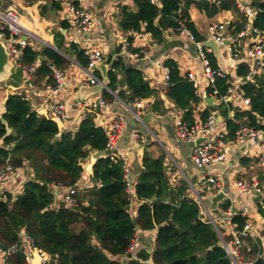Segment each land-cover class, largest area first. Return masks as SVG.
<instances>
[{
	"label": "trees",
	"instance_id": "trees-1",
	"mask_svg": "<svg viewBox=\"0 0 264 264\" xmlns=\"http://www.w3.org/2000/svg\"><path fill=\"white\" fill-rule=\"evenodd\" d=\"M29 4L38 0H27ZM39 4V14L45 16L61 9L62 0H43ZM133 8L119 5L115 14L118 28L129 33L127 40L133 41V32H146L153 40L162 44L166 41L165 31L171 29L177 33L179 23H183L194 35L196 41L203 42L188 8L196 6L207 17L220 10H231L234 21L228 24L231 34L240 31L247 22V16L239 10L235 0H132ZM76 4V1H74ZM256 7L253 25L264 30V0H251ZM63 28L67 25L61 22ZM56 49L42 45L40 50L32 46L21 49L20 66L29 71L36 84L47 77V83L53 81L49 65L65 68L69 61L66 55L75 54L76 61L87 65V57L82 49L71 43L63 50V35L52 31ZM138 51V49H132ZM205 56L212 67H219L214 55L204 48ZM142 54V53H141ZM40 56L46 59H39ZM39 60V64L36 65ZM108 88L125 102L146 99L155 96L152 110L164 114L169 107L180 113L181 120L193 124L197 118L205 120L215 109L199 108L202 97L186 76L180 74L178 63L166 58L163 65L168 69V81L164 89L167 100L158 98V93L144 78L139 68L125 65L120 58L107 60ZM247 66L236 65V74L245 76ZM126 77H118V72ZM231 77H217L215 87L217 96L226 93ZM125 89L120 88L123 84ZM244 96L249 98V108L240 109L227 102L218 105L227 129L226 140L232 141L241 125H249L264 131V72L241 86ZM207 88V95L212 93ZM102 97L111 102L114 95L103 90ZM232 111V117L229 115ZM196 114L198 116H196ZM11 129L0 119V167L6 164L18 169L25 164L31 169L32 176L23 184L22 191L13 196L0 191V247L16 245L14 253L5 257L8 264H27V256L22 246V237H26L37 250L51 254L47 264H232L222 246L215 227L200 217L199 203L190 195V186L181 178L177 185L171 186L164 166L165 154L150 157L147 153L141 158L144 171H138L134 184L136 198L141 202L135 216L126 208L130 205L126 191L124 161L115 153L95 159L92 166V185L82 188L78 182L82 176L83 161L90 153L106 149L107 134L102 126L95 123L94 114L87 112L74 130L62 131L58 123L49 116L38 113L24 93L7 95L4 110L0 115ZM57 137L56 139H54ZM248 158L240 159L247 167ZM148 170H155V176ZM192 182V180H191ZM193 183V182H192ZM74 185L78 188L74 195L76 203L69 207L62 201H56L52 185ZM199 195H206L202 189ZM156 199L152 200V196ZM229 201L220 203L225 209ZM171 216V224L168 218ZM248 217L237 211L232 220L236 228L241 229ZM254 222L262 224L261 235L264 239V199L256 203ZM152 231L156 229L154 245L151 251L141 247L135 256L128 247L136 230ZM24 231V236L20 232ZM222 232V229L220 228ZM226 242L233 236L224 235ZM245 245L240 248L242 262L264 264L262 240L260 237L243 236ZM128 260L122 262L120 256Z\"/></svg>",
	"mask_w": 264,
	"mask_h": 264
},
{
	"label": "crops",
	"instance_id": "crops-1",
	"mask_svg": "<svg viewBox=\"0 0 264 264\" xmlns=\"http://www.w3.org/2000/svg\"><path fill=\"white\" fill-rule=\"evenodd\" d=\"M66 1L67 0H62L61 3H65ZM70 1H76V3L83 4L92 12L94 24L89 32H75L67 21L61 19L60 10L57 12L48 11L45 16H41L39 14V4L44 3L43 0H38L32 4H29L27 0H0V8L4 9L6 7H10L16 11L19 15V22L33 34L35 39L32 43L35 49L40 50L42 45H49L54 47L53 49H56L52 31L58 30L63 35V50L68 49L71 43L76 44L77 47L82 49L84 52L88 49L97 48L102 51L106 59L109 57L112 60L120 58L121 62L125 65L139 68L142 71L144 78L149 82L150 86L157 91L158 98L162 99L164 102L167 100L164 93L166 82L163 76V61L166 58H172L178 63L181 75H185L188 70L196 71V74L201 72V60L198 57L192 43L187 41L185 37H167L166 40L180 39L186 42L188 47H172L165 49L162 46L164 42L162 44L156 43L149 33L143 31L138 33L133 32V41L130 43V47L132 49H138V51H143L142 59L136 61L118 51L120 42H123L124 40L126 41L130 32L125 33L118 28L115 14L118 11L119 5H128L133 8L132 0ZM241 1L250 2V0ZM188 13L198 33L204 37L205 40L209 39L208 25L210 23L222 21L229 24L235 19L231 10H220L214 16L207 17L204 12L200 11L193 4L189 6ZM62 21H65L67 25L65 28L61 25ZM246 40L247 38L242 40V42ZM220 47L224 56L226 58H230L226 52V48L223 46ZM206 50L209 51L207 48ZM61 54H63L69 61L68 65L65 67L67 68L68 73L63 89L53 95L45 87L47 84V77L42 80H38L35 84L25 69L21 66L15 65L14 71L0 81V115L4 110V101L7 95L22 92L29 99L32 107L42 115H52L49 109L51 103L56 101L64 103L66 108V119L61 122L57 121L59 128L62 131L76 129L84 115L89 112L90 101L96 98L99 94L101 95L102 91L90 95L84 101H78L76 103L75 99L79 96L78 89L80 86L89 85L86 83L87 76L85 75V66L80 65L76 61L75 54L66 55L62 52ZM40 58L41 56L39 59ZM43 59L46 58L44 57ZM38 64L39 60L36 65ZM107 65L108 69H110L111 65L109 62ZM218 65L225 73L230 75L232 80L237 81L238 76L236 74V64L233 61L229 66L219 63ZM94 72L97 76H99L98 70ZM118 77L121 79V71L118 72ZM121 85L122 86L120 88L125 89L126 86L124 83ZM203 93L204 90L200 94L202 101H204ZM154 99L155 96H150L144 99L142 101L143 107L139 109L143 118L146 116L149 117V121L146 124L137 122L129 109L124 107L122 104L115 102V95L114 100L109 102V107L98 113V115L94 118L95 123L99 126L107 127L110 125L114 117L122 115L124 129L116 140V147L118 150L117 154L121 156L129 165L130 174L133 176L134 180L137 179L139 168H143L141 158L144 153H147L150 157H157L162 154L161 151L164 149L167 154L170 153L171 155V159H167L166 157L164 161L166 175L168 176L171 186L177 185L181 178L184 179L185 175L190 181L192 180L193 183H191L194 186V189L197 192H200L202 190L203 176L210 172H202L201 170L196 169L191 158L193 145L182 142L176 138L174 123L176 121V115L180 116V113L170 107L164 114L153 111L152 104ZM199 105L200 109L205 108V103L202 102ZM215 112L220 115L218 105L212 113L214 114ZM228 113L230 117H232V111H229ZM150 114L153 115L152 117L161 119L162 121L153 119L149 116ZM196 116L198 115L196 114ZM221 119V125H225L222 116ZM152 129L159 136H156L155 134H152L151 136L150 134L152 133ZM179 143L181 144L179 145ZM159 144L163 147V149ZM242 146L235 143H229L227 145L228 154L230 155L229 161L233 162L232 167L227 172L228 184H230L233 188L234 181L244 178L250 181H256L261 186H264V165H262L259 161V153H257L258 146L255 144H247V147L240 150ZM92 153H90V155L83 161L84 170L78 182V185L82 188L92 185V166L95 161V159L91 157ZM242 157H247L249 159L247 167L241 165L240 159ZM135 158L138 159V168H135L133 165ZM31 172L32 171L27 164L18 168L14 173L6 177L0 185V191H7L13 196L19 194L23 189L24 182L32 176ZM54 190L56 192L55 200L61 201L60 195L57 193L59 189L54 187ZM208 196L209 195L206 194L204 197L206 198ZM240 201L249 206L250 210L248 217L253 221V218L256 215V204L252 203L245 195L240 198ZM140 203L141 202L138 199H135L132 205H130L129 212L132 216L136 215L137 208ZM253 223L258 229H262L261 223L254 221ZM155 232L156 229L152 231L136 230L135 235L138 238L143 237V244L145 245V249L148 251H151L154 245ZM22 238L23 250L27 256V264H41L37 250L31 246L25 236ZM147 240L152 242V246L147 245ZM261 240L264 256V239ZM120 259L122 262L126 263L128 257L126 255H122L120 256ZM147 262L152 264L151 260H148ZM0 264H5V258L2 255H0Z\"/></svg>",
	"mask_w": 264,
	"mask_h": 264
},
{
	"label": "built area",
	"instance_id": "built-area-1",
	"mask_svg": "<svg viewBox=\"0 0 264 264\" xmlns=\"http://www.w3.org/2000/svg\"><path fill=\"white\" fill-rule=\"evenodd\" d=\"M12 1V0H11ZM152 3H159V0H150ZM239 10L245 13L247 16V22L243 28L236 34H231L228 29V24L225 22H212L208 25V36L217 42L220 46L226 48V52L232 61L237 65L239 63H244L247 66V72L245 76H238L237 81L231 80L228 83L226 93L218 97V90L215 87V80L217 77H224L225 73L220 67L214 68L210 65L209 60L205 56L204 48L200 47L201 42L196 41L194 35L183 23H179L177 28V33L169 29L165 31L167 37H185L187 41L192 43L194 46L198 57L202 63V69L199 74L196 71L188 70L184 76L192 82L195 92L200 96L201 92L207 91V88H212V93L209 96L214 97L215 100L222 102H227L233 107H238L240 109L249 108V98L244 96V92L241 88L242 84L248 81H253L255 77L264 72V30L257 28L253 25V21L256 14V7H254L250 2L247 1H235ZM60 17L62 20L67 21L71 28L77 33L89 32L94 24L92 12L83 4L74 3L67 0L65 3H61ZM252 17V22L249 18ZM34 38L33 34L27 30L20 22L19 15L13 8L6 7L4 9L0 8V40L3 41L9 50L10 60L14 65L20 66V56L21 49L27 45L33 47V41L29 40ZM247 38L246 41L242 42ZM235 39V40H233ZM226 41H229L226 43ZM243 44V45H241ZM120 53H123L129 58L136 61L141 60L143 56V51H135L130 47V43L126 39L119 44ZM142 53V54H141ZM87 57V65L85 66V75L87 76L86 83L93 85L96 83H101L99 76L95 74V65L98 62L104 61L108 64V59H106L99 49H88L84 52ZM52 70L53 81L46 84V89H48L53 95L57 94L65 86L67 68H59L54 64L49 65ZM34 66L25 70L29 75V71L33 70ZM164 80L167 84L169 79L168 69L164 66ZM108 92L112 93L109 88H106ZM27 98V96H26ZM144 99L135 100L133 102H125L119 97L115 96V102L122 104L124 107L129 109L132 113L134 119L143 123V116L139 112V109L143 107L142 101ZM204 103V101H202ZM201 102V103H202ZM110 103L106 101L102 95L96 96L89 103V112L94 114V118L98 113L109 107ZM51 114L49 117L54 119L56 122H61L66 119V108L65 104L62 102H53L50 104ZM233 114V112H232ZM176 121L174 123V132L177 139L187 144L193 143L191 158L193 165L196 169H203L208 164L211 163H223L229 161V154L227 150V145L229 143H235L239 146L244 144H255L258 146L257 153L259 161L264 165V131L253 126L241 125L235 132L234 139L232 141L226 140L227 129L225 125H221V121L211 113L205 120L196 121L189 125L181 120L180 116L175 117ZM107 134L106 149H110L111 153L118 155V150L116 147V140L122 133L124 129V121L122 115H117L113 118L110 125L103 127ZM198 138H204L200 143H195ZM247 147V146H246ZM119 156V155H118ZM171 159L170 153H168ZM123 159L121 156H119ZM124 161L125 179H126V191L127 197L132 205L136 198L134 184L136 179L130 174V167ZM17 169H13L11 165L6 164L0 167V185L3 181L14 173ZM184 179L190 186V192L192 198H194L200 206V217L203 220H208L216 229L222 246L229 255L232 264H251L242 262V257L239 253L240 248L245 245L243 236H250L252 238L260 237L261 229H258L253 221L248 217L249 206L243 205L242 207L236 208L240 198L247 194H262L264 197V186H261L256 181H250L244 178H240L233 182V188L230 186L229 192L225 193V200L218 203L219 214L212 213L211 209L206 206L204 199L205 195H199V193L194 189L191 181L184 175ZM202 189L207 190V195H214L217 192L223 190L224 181L222 173L220 171H213L207 173L202 179ZM57 187L60 195V199L67 206L72 207L75 205L76 200L74 195L76 194L78 188L74 185H62L56 184L52 185V189ZM55 191V190H54ZM56 194V192H55ZM229 201V206L225 209L220 207V203ZM129 205V207H130ZM220 207V208H219ZM240 211L243 215L248 218L244 221L242 228L237 229L236 223L233 222L232 216ZM203 215V216H201ZM222 229V232L220 231ZM224 235H231L233 238L231 241L226 242L224 240ZM26 238V237H25ZM27 239V238H26ZM28 240V239H27ZM29 241V240H28ZM30 242V241H29ZM31 244V243H30ZM138 244V237L135 235L128 247V252L133 250ZM32 246V244H31ZM33 247V246H32ZM34 248V247H33ZM17 249L16 245L8 246L3 249L0 247V255L4 258L8 255L14 253ZM36 249V248H34ZM37 250V249H36ZM38 256L40 258L41 264H47L51 259V254L37 250ZM235 253V256L232 254ZM5 264H8L5 262Z\"/></svg>",
	"mask_w": 264,
	"mask_h": 264
},
{
	"label": "water",
	"instance_id": "water-1",
	"mask_svg": "<svg viewBox=\"0 0 264 264\" xmlns=\"http://www.w3.org/2000/svg\"><path fill=\"white\" fill-rule=\"evenodd\" d=\"M249 21L252 22V17L249 18ZM229 41H226V43H228ZM49 46V45H48ZM163 48L165 49H169L172 47H188V44L180 39H170V40H166L163 44H162ZM52 47V46H50ZM201 48H207L216 58L217 62L219 64H223V65H231L232 59L231 58H226L223 54V51L220 47V45L215 42L213 39L209 38L206 39L205 41L201 42L200 44ZM54 48V47H52ZM10 57V53L8 50L7 45L0 40V81H2L5 77L9 76L15 69V65L13 62L10 61L9 59ZM44 57L41 56L40 59H43ZM107 63L104 61L98 62L95 65V69L98 70L99 72V78L101 80V83H96L93 85H87V86H80V88L78 89L79 92V96L77 99H75V102L77 103L78 101H84L86 98H88L90 95H93L95 93L101 92L103 90H105L106 88H108V67H107ZM122 76L126 77L125 73H122ZM111 91V90H110ZM112 92V91H111ZM112 94H114L115 96H117L116 93L112 92ZM118 97V96H117ZM203 100L205 103V108L207 109H216L217 105H219L222 101L219 100H215L214 97L207 95L206 92L203 93ZM218 121H222L221 116L218 113H214L213 114ZM149 116H153L152 114H150ZM155 120L158 121H162L161 119H156L154 117H152ZM2 123L4 125H6V132L9 133L11 131L10 128L7 127V122L1 117L0 118ZM143 123L146 124L149 121V117L146 116L143 118ZM57 137H55L54 139H56ZM204 138H198L195 143H200L201 141H203ZM181 143H179L180 145ZM190 145H193V143H190ZM247 146V144H244L240 150H243L245 147ZM111 153L110 149H104V150H98L92 153L91 157L94 159H97L98 157H101L103 155H109ZM136 154V153H135ZM133 165L135 168H138V159L135 158V160L133 161ZM233 162L231 161H227V162H223V163H211L208 164L205 168L200 169L202 172L207 171V172H213V171H220L222 173V177L224 179V183L225 186L223 188V190L217 192L214 195H209L208 197H206L204 199V202L206 204V206H208L212 213L214 214H219V209H218V203L222 202L225 200V193L229 192L230 190V186L228 184V179H227V172L228 170L232 167ZM145 169L143 168H139V171H144ZM149 173H152L155 176V170H148ZM1 194V192H0ZM247 198L254 204L262 201L264 199V197L262 196V194H247ZM156 199V195L152 196V200ZM244 205V202L240 201L238 202L236 208H234V210H236L239 207H242ZM129 210V206L126 207ZM203 216V215H201ZM168 224H171V216L168 218L167 221ZM24 231L20 232V236H24ZM143 237H139L138 238V244L136 245V247L131 250L129 253H131L133 256H135V254L137 253V251L141 248V247H145V245L143 244ZM148 241V240H147ZM147 245L152 246V242L148 241ZM233 256H235V253L232 254ZM125 261V260H124Z\"/></svg>",
	"mask_w": 264,
	"mask_h": 264
},
{
	"label": "rangeland",
	"instance_id": "rangeland-1",
	"mask_svg": "<svg viewBox=\"0 0 264 264\" xmlns=\"http://www.w3.org/2000/svg\"><path fill=\"white\" fill-rule=\"evenodd\" d=\"M29 40L33 41L34 39L29 37ZM149 134H150V133H149ZM152 134H155L156 136H159V135H158L153 129H152V133H151L150 135L152 136ZM159 145H160V144H159ZM160 146H161V145H160ZM161 148L163 149L162 146H161ZM163 151H164V149H163ZM163 151H161V152L163 153ZM164 153H165L167 159H170L169 156H168V154H167V152L164 151ZM164 153H163V154H164ZM229 157H230V155H229ZM223 181H224V180H223ZM224 185H225V183H224ZM190 192H192V191L190 190ZM131 207H133V206H131Z\"/></svg>",
	"mask_w": 264,
	"mask_h": 264
}]
</instances>
